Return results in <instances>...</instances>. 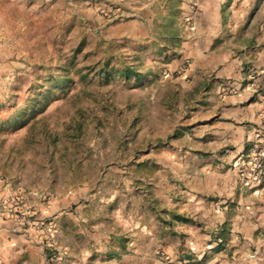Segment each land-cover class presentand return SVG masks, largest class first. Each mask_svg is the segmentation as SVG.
<instances>
[{"label":"crops","instance_id":"obj_1","mask_svg":"<svg viewBox=\"0 0 264 264\" xmlns=\"http://www.w3.org/2000/svg\"><path fill=\"white\" fill-rule=\"evenodd\" d=\"M157 2L0 0V63L18 57L20 26L51 15L101 26L107 39L150 41L154 20L141 15ZM171 3L179 10L175 59L146 68L147 84L170 90L156 101L175 133L155 157L160 170L154 177L167 192L155 201L161 211L153 204L133 211L94 208L95 200L113 198L96 188L95 176L79 174L56 188L49 164L8 159L28 128L6 142L0 132V154L7 153L0 162V264H44L49 245L59 253L57 264H264V178L243 183L236 166L264 123V0ZM103 6L114 8L112 18L97 15ZM34 190L45 198L27 199L33 217L17 227L7 200ZM81 198L89 203L78 204ZM171 213L193 224L170 221ZM48 223L56 227L52 237Z\"/></svg>","mask_w":264,"mask_h":264},{"label":"rangeland","instance_id":"obj_2","mask_svg":"<svg viewBox=\"0 0 264 264\" xmlns=\"http://www.w3.org/2000/svg\"><path fill=\"white\" fill-rule=\"evenodd\" d=\"M171 1L158 0L141 15L154 20L150 41L107 39L101 26L69 15L20 26L14 42L18 57L0 63L2 141L28 128L17 150L9 153L12 164H49L56 188L79 174L95 176L102 195L113 196L95 200L97 209L133 211L153 204L152 210L161 211L155 201L167 192L163 180L154 177L160 170L155 157L166 152L175 133L169 114L161 113L156 101L169 97L170 90L147 84L146 68L175 59L168 35L178 6L173 8ZM126 66L138 77L126 79L121 74ZM6 154H0V162L6 163ZM24 193L26 200L33 198ZM77 203L89 202L81 198Z\"/></svg>","mask_w":264,"mask_h":264},{"label":"built area","instance_id":"obj_3","mask_svg":"<svg viewBox=\"0 0 264 264\" xmlns=\"http://www.w3.org/2000/svg\"><path fill=\"white\" fill-rule=\"evenodd\" d=\"M98 12L106 18H112L113 14H115V10L111 6L100 7ZM187 65L188 62L185 63V66ZM249 88L255 90V84L250 82ZM236 166L243 183H259L264 178V123L257 130L256 141L249 152L236 160ZM25 194L17 195L7 200V209L11 211L13 221L17 227L28 225L30 217H33V212L27 205ZM30 195L40 201L45 198L44 194L38 192H30ZM41 225L45 226L44 223H41ZM46 227L49 236L52 237L56 230L55 224L48 223ZM51 237H49L50 241L52 240ZM47 248L48 252L44 264H57L61 260L59 253L51 245Z\"/></svg>","mask_w":264,"mask_h":264},{"label":"trees","instance_id":"obj_4","mask_svg":"<svg viewBox=\"0 0 264 264\" xmlns=\"http://www.w3.org/2000/svg\"><path fill=\"white\" fill-rule=\"evenodd\" d=\"M174 11H175L176 14H178V9L177 8H175ZM176 30H177V27L174 26V28H171L170 29L169 35H168L169 38H172V40H169V41H171L172 44H174L175 46L179 45L180 44V41H181V39L179 38V36L176 34ZM170 34H172V35L170 36ZM106 69H107V66H106ZM102 73L104 74L105 77H107L109 75L108 70H106V71L103 70ZM121 74L124 75L126 77V79H129L131 76L138 77V73L137 72H134L129 66L128 67L126 66L124 68V70L121 72ZM168 215H169L170 221H175V222H179V223H183V224H193L192 220H190L189 218L183 217L181 215L173 214V213L168 214ZM164 223H166V222H164Z\"/></svg>","mask_w":264,"mask_h":264}]
</instances>
